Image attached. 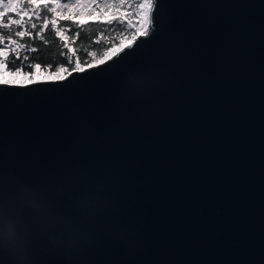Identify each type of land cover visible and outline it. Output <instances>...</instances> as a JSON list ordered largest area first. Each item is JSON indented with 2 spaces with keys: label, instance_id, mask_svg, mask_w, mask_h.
Instances as JSON below:
<instances>
[{
  "label": "water",
  "instance_id": "1",
  "mask_svg": "<svg viewBox=\"0 0 264 264\" xmlns=\"http://www.w3.org/2000/svg\"><path fill=\"white\" fill-rule=\"evenodd\" d=\"M85 141L121 205L99 264H264V0H150L100 60L0 84V169L36 181Z\"/></svg>",
  "mask_w": 264,
  "mask_h": 264
},
{
  "label": "clouds",
  "instance_id": "2",
  "mask_svg": "<svg viewBox=\"0 0 264 264\" xmlns=\"http://www.w3.org/2000/svg\"><path fill=\"white\" fill-rule=\"evenodd\" d=\"M159 90L130 84L125 102L142 107ZM115 181L112 161L91 141L36 181L0 169V264H99L121 240Z\"/></svg>",
  "mask_w": 264,
  "mask_h": 264
},
{
  "label": "trees",
  "instance_id": "3",
  "mask_svg": "<svg viewBox=\"0 0 264 264\" xmlns=\"http://www.w3.org/2000/svg\"><path fill=\"white\" fill-rule=\"evenodd\" d=\"M139 2L123 0L108 14L85 17V23L80 24V19L72 15L57 16L53 0H20L22 12L5 10L0 16V39L10 44L2 62L9 70L31 72L39 65L57 73L61 68L71 70L97 61L109 48L137 32L131 21L137 15L134 11ZM128 9L132 11L130 19ZM109 14L114 17L113 23L96 22ZM135 22H139L138 17ZM20 31L25 33L23 37L16 35Z\"/></svg>",
  "mask_w": 264,
  "mask_h": 264
},
{
  "label": "rangeland",
  "instance_id": "4",
  "mask_svg": "<svg viewBox=\"0 0 264 264\" xmlns=\"http://www.w3.org/2000/svg\"><path fill=\"white\" fill-rule=\"evenodd\" d=\"M32 1L41 2L44 0H32ZM53 1H54V12L57 14V16H63L65 14H69L74 16L75 18L81 19V17L87 18V17L104 16L109 12L115 10L116 8L120 7L122 5L121 2L123 0H53ZM149 1L150 0H140L134 11L137 13V15L133 17L131 24L136 25L137 32H143L146 28V17H147V9L149 6ZM9 2L15 5L14 8L15 11L22 12V8L19 6L20 0H0V13H4V11L6 10L4 5ZM130 13L132 14V11L128 9L126 14L129 16L128 17L129 19H130V15H129ZM137 17L139 18L138 23L135 22ZM58 32L63 33L62 30L60 29H58ZM135 34H133L130 38L124 39L120 44L112 46L107 50L106 53L108 54L109 52L113 51L115 48L119 47L120 45L130 41ZM9 46L10 44L0 39V80L8 79L9 81L20 80L22 82H26V80H24L25 74L34 76V79L53 78L63 75L64 72L58 71L57 73H51L47 69L41 67H39V69L37 70L36 66L34 67V70L31 72L20 71L18 75H13V73L16 70L7 69L4 63L2 62V55L5 53V51L8 50Z\"/></svg>",
  "mask_w": 264,
  "mask_h": 264
},
{
  "label": "snow or ice",
  "instance_id": "5",
  "mask_svg": "<svg viewBox=\"0 0 264 264\" xmlns=\"http://www.w3.org/2000/svg\"><path fill=\"white\" fill-rule=\"evenodd\" d=\"M4 7L6 8V10H14L15 5L12 4L11 2H9V3L5 4ZM0 15H3V14L0 13ZM94 19H96V18H94ZM113 20H114V17H112V16L109 14V15L105 16V18H104L103 20H97L96 22H98V23H108V24H111V23H113ZM15 22H16L17 24H19V20L15 21ZM84 23H85V18H84V17H81V19H80V24H84ZM149 24H153V26H154V20H150V21H149ZM33 27H35V25H33ZM24 34H25V33H24L23 31H20V32H18L16 35H18V36H20V37H23ZM25 59H27V58H25ZM101 62H103V61H101ZM77 63H79V62H77ZM36 68H37V70H38V69H39V65H36ZM73 69H74V68H73ZM73 69H72V70H73ZM20 71H22V69L15 71V72L13 73V75H18ZM59 71H60V72H66V71H68V70H67V69H64V68H61V69H59ZM24 80H26L27 83L31 84V83H33L34 76H30V75H28V74H25V75H24ZM9 83L19 85V84L22 83V81H20V80H12V81H9L8 79L0 80V84H9Z\"/></svg>",
  "mask_w": 264,
  "mask_h": 264
}]
</instances>
